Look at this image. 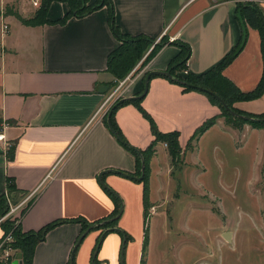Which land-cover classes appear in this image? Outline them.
Here are the masks:
<instances>
[{
    "label": "crops",
    "instance_id": "0c3cea01",
    "mask_svg": "<svg viewBox=\"0 0 264 264\" xmlns=\"http://www.w3.org/2000/svg\"><path fill=\"white\" fill-rule=\"evenodd\" d=\"M8 1L0 0V5ZM255 1L264 12V0ZM16 4L10 9L22 18L31 17L36 10L27 0H17ZM112 5L114 21L122 33L144 34L155 40L164 36L188 45L186 70L196 75L221 61L241 34L236 0H112ZM68 10L66 2L52 1L46 18L56 21ZM2 13L0 8L1 21L12 19L2 22L7 23V31L2 30V24L0 28V132L5 136L0 140V194L7 193V177L24 191L12 212L18 215L30 202L19 218L24 232L57 219L81 216L94 221L107 216L114 204L99 183L98 173L106 169L135 171V157L109 131L106 122L115 98L111 90L115 78L107 70V59L119 45L109 26L107 7L70 17L62 24L26 25L7 11ZM176 53L177 47L168 44L148 61L149 71H165ZM132 70L116 90L125 85V91L133 89L126 97L135 96L140 89L138 74L134 76L137 69ZM262 70L259 33L248 26L242 50L225 66L223 75L240 91L248 92L257 86ZM141 105L161 132L179 131L181 148L198 125L219 113L205 94L183 91L179 84L160 75L150 78ZM235 107L264 114V92L238 101ZM114 118L133 147L144 149L153 139L147 119L133 104L120 106ZM223 122L218 117L199 136L197 153L198 140L217 124L232 136L253 133L260 151L264 147V128L249 125L246 130L243 125L225 129ZM114 174L105 173L104 183L114 187L120 182H135L117 174L127 180L121 181ZM114 188L124 202L122 192ZM122 224L117 226L130 235L125 214ZM80 232L81 224L73 221L51 228L35 245L30 264L69 263ZM98 234L97 229L89 231L87 243L75 252L74 264H87ZM2 235L0 227V240ZM121 245V235L109 232L99 247L97 264H121Z\"/></svg>",
    "mask_w": 264,
    "mask_h": 264
},
{
    "label": "rangeland",
    "instance_id": "374dc122",
    "mask_svg": "<svg viewBox=\"0 0 264 264\" xmlns=\"http://www.w3.org/2000/svg\"><path fill=\"white\" fill-rule=\"evenodd\" d=\"M27 1L32 4V0ZM94 1L89 0V3ZM16 3L17 0L1 3L2 14L10 7L14 8ZM38 5L33 6L37 8ZM9 19L12 18L0 19V28L2 22ZM238 21L241 24L242 21ZM170 43L172 41L165 38L152 42L135 66L134 76L138 74L140 82L149 72L148 62L140 64L147 53L155 45L158 52ZM172 45L179 52V47ZM186 71L183 69L180 74L186 75ZM127 76L112 83L113 102L133 94V89L125 91L126 85L116 92ZM220 117L225 129L243 125L246 130L249 128L248 123ZM195 146V140H192L191 147L185 144L173 158L165 142L156 143L148 164L145 214L141 201L142 182L114 185L124 197L118 224L123 226L125 214V225L130 228L122 264H264V147L260 151L253 133L232 136V132L223 133L219 124L198 140V153ZM107 186L119 195L114 187ZM21 210L16 216L10 212L6 216L16 221ZM226 231L231 233L230 241L223 237ZM144 233L148 240L142 251ZM87 234L76 253L87 243ZM14 250L12 260H19L20 252ZM86 262L92 264L91 257Z\"/></svg>",
    "mask_w": 264,
    "mask_h": 264
},
{
    "label": "trees",
    "instance_id": "16d2710c",
    "mask_svg": "<svg viewBox=\"0 0 264 264\" xmlns=\"http://www.w3.org/2000/svg\"><path fill=\"white\" fill-rule=\"evenodd\" d=\"M52 1H61L66 2L69 10L67 13L64 14L60 19L56 21H49L46 18L47 8ZM106 6L108 9V22L110 29L114 36L117 38L119 45L110 52L108 59H107V70L114 76L115 80L123 79L141 60V58L145 55L147 49L155 40L152 37H149L144 34H136L130 35L126 33H122L119 27L116 25L114 21V10L112 5V0H95L93 3H89V0H40L38 7L34 11L33 15L29 18H22L16 11L12 9L7 10V14L14 15L18 18L23 24L26 25H39L43 23H64L70 17H82L85 16L94 10L101 8L102 6ZM236 18L241 22V34L239 37L238 42L236 45L223 57L221 61H219L214 67L210 70L201 73V74H193L189 71H186V75L180 74L181 71L184 69L186 70V61L189 58L190 48L185 43L179 41H172L170 44H175L179 47V52H177L169 61L166 70L169 72L170 77H167L170 81L179 84L183 91H190L195 90L205 94L209 101L216 105L220 110H222L221 114L218 113L216 115L210 116L206 118L200 125H198L193 133L190 135L186 146L191 147L192 140H197L199 136L207 130L211 125H213L217 118L220 116H225L233 118L239 122L248 123L253 128H264V114H253L247 113L235 106L233 103L242 101V100H251L254 98L259 97L264 92V12L261 6L257 2H249V1H240L237 2L236 8ZM252 27L256 29L259 33L260 38V52L263 61V70L261 78L255 87L254 90L248 92L240 91L235 84L226 78L223 75V69L227 66L235 56L242 50L246 39H247V27ZM165 38L167 37H161ZM158 48L155 45L144 57L140 64H144L148 62L155 54L156 49ZM156 76V75H152ZM151 76V77H152ZM163 76V75H160ZM166 77V76H164ZM115 83V82H114ZM197 87L199 89H197ZM144 89V81H141L140 89L137 95L141 94ZM211 93L217 95L232 111L239 115H244L247 118H242L237 115H233L228 112L222 103H220ZM142 97L136 98H125L122 101L117 100L114 102L109 110L111 109V113L109 116L110 123L115 131V134L120 137V143L129 150L133 156L135 157V171L134 172H127L123 171L131 176H125L127 178L135 180L132 176H138L137 174H141L140 167H141V158L144 161L145 168H144V177L140 181L143 183V190H142V201H143V213L145 214L146 210V202L148 200V184H147V172H148V164L149 160L154 153V147L157 142H165L169 149V154L171 157H175L179 154L181 150V146L179 144V131L172 130L168 132H161L157 128V124L153 117L142 107L141 100ZM125 104H133L147 119L149 123V128L151 134L153 135V139L149 142V144L144 148L140 149L137 147H133L128 143L126 138L124 137L123 133L121 132L120 128L115 122L114 114L115 111L122 105ZM108 110V111H109ZM2 121L0 120V123ZM12 146L9 147V149ZM10 152H8L9 155ZM11 156L9 155V158ZM122 171V170H121ZM140 171V173H138ZM124 176V175H123ZM101 179H104V175H102ZM136 181V180H135ZM100 183V182H99ZM101 184V183H100ZM103 190L107 193V195L111 198L114 204V208L111 213L107 216L96 219L94 221H87L81 216L69 218V219H57L50 223H47L43 227L38 230L33 231H22L19 225V218L24 212L26 211L27 207L29 206L30 202L21 210L20 216L17 220H9L6 214L10 210V205H16L19 200L24 195V191L19 190L14 180L11 177L6 178V194H0V227L3 230L2 237L7 235L11 236V241L9 245L14 249H17L20 252V259L17 261H12L11 264H30L31 259L34 252L35 245L44 239L46 233L53 227L67 221L78 222L81 224V232L79 233L75 244L76 246L72 250L70 261L74 264V255L76 249L83 239V237L88 233L84 232L89 226H93V229L99 230V234L95 240V244L92 250L91 255V262L92 264H97V253L99 247L105 238V236L111 232L116 231L122 237V245H121V264L123 263L122 255L124 253V247L127 241L130 238V235L119 228L118 219L120 218V207L122 206V199L121 197L109 187H104L101 184ZM118 215V216H117ZM147 236L144 233V242L142 251L145 248ZM145 245V246H144ZM96 254L94 255V252ZM66 263V264H70Z\"/></svg>",
    "mask_w": 264,
    "mask_h": 264
},
{
    "label": "water",
    "instance_id": "95a60500",
    "mask_svg": "<svg viewBox=\"0 0 264 264\" xmlns=\"http://www.w3.org/2000/svg\"><path fill=\"white\" fill-rule=\"evenodd\" d=\"M152 75H163V76H166V77H170V74H169V72H167V71H157V70H153V71H149L148 73H147V75H146V77H145V79H144V89H143V91H142V93L141 94H139V95H135V96H131V97H125V98H136V97H142V96H144L145 94H146V92H147V89H148V84H149V80H150V78H151V76ZM197 89H199L198 87H197ZM220 103H222L223 104V106H224V108L228 111V112H230L231 114H233V115H237V116H240V117H242V118H247L246 116H244V115H239V114H237V113H235L234 111H232L217 95H215V94H213V93H211ZM125 98H122V99H120L119 101H122L123 99H125ZM110 113H111V109L108 111V113H107V127H108V129H109V131L115 136V138L117 139V140H119L120 141V137L119 136H117L116 134H115V131H114V129H113V127H112V125H111V123H110V120H109V116H110ZM108 172H112V173H117V174H120V175H124V176H131V175H129V174H127V173H125V172H123V171H121V170H118V169H106V170H102V171H100L99 173H98V175H97V178H98V180H99V182L104 186V187H108L105 183H104V181L101 179V177H102V175H104L105 173H108ZM133 178H135V180L136 181H141L142 179H143V177H144V161H143V159L141 158V174L139 175V176H132ZM122 210H123V207L121 206L120 207V211H119V214L118 215H120L121 214V212H122ZM117 215V216H118ZM93 228V226H89L87 229H86V231L84 232V234L85 233H87V232H89L91 229ZM223 237L225 238V239H227V240H229L230 241V238H231V233L229 232V231H226V232H224L223 233ZM77 244V243H76ZM76 244H75V246H76ZM96 254V251L94 252V255ZM70 264H72L71 263V261H70Z\"/></svg>",
    "mask_w": 264,
    "mask_h": 264
},
{
    "label": "built area",
    "instance_id": "2783aa9c",
    "mask_svg": "<svg viewBox=\"0 0 264 264\" xmlns=\"http://www.w3.org/2000/svg\"><path fill=\"white\" fill-rule=\"evenodd\" d=\"M34 6L38 5L39 0H32L31 1ZM8 29L7 23L2 24V30L5 32ZM5 136L3 133L0 132V140H4ZM16 206L11 207L9 212L12 213ZM1 220V219H0ZM11 241V236L7 235L0 240V264H11L12 256L15 250L9 245Z\"/></svg>",
    "mask_w": 264,
    "mask_h": 264
}]
</instances>
